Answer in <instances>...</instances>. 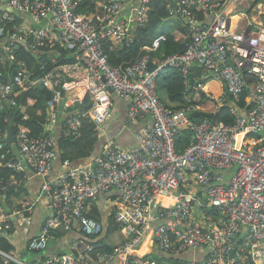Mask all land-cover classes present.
<instances>
[{
	"label": "built area",
	"instance_id": "1",
	"mask_svg": "<svg viewBox=\"0 0 264 264\" xmlns=\"http://www.w3.org/2000/svg\"><path fill=\"white\" fill-rule=\"evenodd\" d=\"M95 1L97 14L88 15L78 11L80 0H0V19L5 21L0 25V59L11 55L18 42L30 39L57 52L51 57L54 66L36 79L21 63L9 82L0 80V110L4 101L17 107L16 99L7 97L19 89L42 86L53 93L47 102L48 127L62 116L58 104L64 89L62 133L74 139L81 136L85 119L95 124L99 139L107 135L114 96L129 102L133 122L147 118L134 146L123 148L114 139H104L95 159L86 158L82 164L63 160L57 175H51L59 155L54 134L33 136L20 124L10 146L8 132L0 130V161L17 154V147L26 163L18 154L7 160L8 166L25 172L9 184L27 186L28 170L42 178L39 192L11 211L0 203V237L11 240L14 217L29 223L39 204L46 209L41 230L28 242L27 256L0 249L3 264H153L136 254L149 234L167 257L202 253L185 264H264V0H173L159 35L144 47L148 52L119 65L110 61L106 40L132 44L134 31L147 21L151 0ZM243 3L257 17L237 30L236 14H230ZM194 8L206 17L213 11L218 15L205 23ZM17 16L26 22L7 28ZM173 22L191 31L186 52L152 56ZM62 48L75 61L55 66ZM150 64L155 67L150 69ZM195 66L200 68L198 76ZM166 67L183 74L185 99L176 105L166 104L157 88V77ZM208 78L225 84L234 123L193 117L201 111ZM247 89L250 106L241 111L236 101ZM223 101L219 99L220 105ZM184 131L191 133L190 142L179 149L176 138ZM236 166L230 177L229 170ZM104 197L127 236L107 251L101 250L103 222L89 216ZM163 197H171L173 206L160 205ZM205 208L217 211L215 221L206 218ZM74 229L81 233L70 251L46 253L55 232Z\"/></svg>",
	"mask_w": 264,
	"mask_h": 264
},
{
	"label": "trees",
	"instance_id": "2",
	"mask_svg": "<svg viewBox=\"0 0 264 264\" xmlns=\"http://www.w3.org/2000/svg\"><path fill=\"white\" fill-rule=\"evenodd\" d=\"M174 3L173 0H151L150 8L148 11V18L145 25L140 26L134 31V42L130 45L125 43L116 45L111 40H106L107 52L110 57V61L114 65H119L122 62H128L134 59L139 53H147L144 48L150 45L152 41L159 35L161 24L167 19L169 14V5ZM79 12L91 14H97V5L95 0H80ZM193 13L197 16L198 20H205L206 15L199 8H194ZM236 17L234 18V21ZM25 19L21 16H17L13 23H6V27L10 28L13 24H23ZM5 21L0 19V25L4 24ZM234 28L236 23L234 22ZM167 38L164 40L157 51L150 52L152 56L159 58H166L170 55L180 54L186 52V44L192 41L193 37L188 26H180L176 29L166 30ZM35 41L30 39L26 42H18V46L15 48L13 53L5 59H0V80L3 83L10 81L17 68L20 67L21 63L26 66L27 71L33 75L36 79L44 72H47L54 66L51 62V57H56L57 52L51 53L49 48L41 45H34ZM62 50V56L59 58L55 66L62 65L67 62L75 61L72 53L66 49ZM44 64L47 66L42 69ZM198 68L195 66L193 70ZM211 78H208V80ZM223 92H219L213 84L208 85L206 82V92L202 95L199 103L200 110L204 113H215L218 120H222L226 123L232 124L235 122L236 117L231 112V105L229 104L232 100L228 96L225 84L219 85ZM157 88L160 93L167 91L168 102L179 104L185 99V83L183 74L176 68L166 67L157 77ZM249 89L244 91L240 99L236 101V105L239 110H246L250 106V93ZM53 93L47 88L42 86L39 87H28L24 90H18L13 95H9L7 98H13L17 101V107L12 105H6L0 110V130L8 132L10 126V120L12 117L14 120V131L17 130L20 124H25L31 130V135L38 136L48 131V111L47 102L52 98ZM1 97V95H0ZM224 98L223 103H219L220 98ZM30 99L33 103H30ZM1 102V100H0ZM17 112V114H15ZM28 115L27 118H24ZM63 122V119H61ZM81 136L77 139L65 136L63 133L58 141V151L62 160H71L78 162L81 159L91 158L96 146L99 142V137L96 131L95 124L89 119L83 120V126L81 128ZM191 133L184 131L177 135V147L183 149L184 145L190 142ZM10 146H13L10 145ZM11 157H18L17 154L9 155L7 160ZM7 160L0 161V203L5 208H10L15 205L16 199H22L29 195L28 187L21 185H11L9 181L13 178H21L24 171H18L7 165ZM19 205V204H18ZM15 205V206H18ZM205 214L210 221L217 219V211L212 208H205ZM89 216L95 218L98 222H104L105 215L99 209H92ZM109 221L106 222L107 233L103 235L102 241L104 246L101 248L103 251L110 250L112 247L117 246L127 239L125 233L124 238L120 241H115L117 236L115 231L121 229L118 224L115 223L114 217L111 216ZM104 224V223H103ZM105 225V224H104ZM56 233V232H55ZM116 235V236H115ZM60 233H56V237H59ZM112 243H111V242ZM14 245L7 237H0V249L5 251H11L14 249ZM27 256V253H25ZM24 256V257H25ZM168 264H185L188 260L182 257H169L165 259ZM153 264H163V261H158L156 257L152 260ZM0 264H3V257L0 254Z\"/></svg>",
	"mask_w": 264,
	"mask_h": 264
},
{
	"label": "crops",
	"instance_id": "3",
	"mask_svg": "<svg viewBox=\"0 0 264 264\" xmlns=\"http://www.w3.org/2000/svg\"><path fill=\"white\" fill-rule=\"evenodd\" d=\"M217 1L222 2L226 0H217ZM242 5L245 6L244 8H249V6L246 3H243ZM263 10H264V7H263ZM245 11L247 12L249 19L257 17V14L255 11H252L249 9H246ZM216 15H218L217 11L211 12L205 18L204 22L211 24L214 18L216 17ZM230 15H233V14H230ZM230 15H227V16L229 17ZM258 15H259V12H258ZM234 18L235 17H233V19ZM173 23H174L173 26L170 27L171 29H176L181 26V25L178 26L179 24L178 22H173ZM193 71L195 75L198 76L200 68L198 67ZM207 81H208L209 86L210 84H213L219 92H223L219 86V85H223V83L213 80V79H209V80L207 79ZM162 94L166 96V99L168 101L167 91L162 92ZM113 98H114V111L108 122L107 135L103 137V139H100V140L104 141V139L105 140L114 139L123 148L132 147L137 143L136 133H137L139 126L141 125V123L144 124L147 121V118H142V119H139V121L133 122L129 118V111H128L129 102L117 96H114ZM85 102L86 103L89 102L88 97H86ZM169 104L175 105L176 103L169 102ZM3 105H4L3 106L4 108L6 105L7 106L10 105V103L8 101H4ZM61 115L62 116L60 120L56 124H54L52 127H48V131L56 136L57 143L62 134V124L64 122V119L66 118L65 113H62ZM61 119H63V122L61 121ZM14 149L16 150V153L19 155V159L23 161L24 160L23 156L19 154L18 148L14 147ZM62 161L63 160L61 159V156L59 154L55 161L54 169L51 175H57L63 170ZM23 163L24 165L26 164L25 161H23ZM28 173L30 174V180H29L27 187H28V190L30 191H29V195L26 197L35 196L39 192V189L42 184L41 177L37 176L31 170H28ZM22 199H16L14 201V203L16 202L15 205H18L19 203H21ZM106 199L107 197H104L92 206V209L99 208L105 215V220L103 222L105 225L102 231L103 234L107 233L106 222L109 221L108 219L111 217ZM15 205L11 206L10 208H7V210L11 211L13 207H15ZM45 215H46V209L44 205L39 204L36 210L34 211L31 217V221L29 223L22 222L20 221L18 217L17 219L16 217H14L13 233L15 234L11 238V242L13 243L15 247L14 250L19 256L24 258L25 253L27 252L28 242L30 239H32V237H34L41 230ZM56 233H61V232L58 231ZM79 233L81 232L78 229H74L73 231L67 232L66 234H60L59 237H56L55 239L50 241L46 249V253L50 256H53L56 254H61L62 252L70 251L72 248V245L74 244L75 239L79 237L80 235ZM114 233H116L117 235V236L115 235L116 236L115 241H120L121 239L124 238L123 233H125V231H123V229H119L115 231ZM150 233H152L151 230H150ZM136 254L141 255L142 257L150 261L153 260L154 257H156V259L158 260L160 256H162L165 259L169 258L158 250V248L155 246V244L153 243L151 239V234H149L146 241L138 248V250L136 251ZM186 254H188L189 257H193L196 259H200L202 257V253H199V252H187Z\"/></svg>",
	"mask_w": 264,
	"mask_h": 264
},
{
	"label": "water",
	"instance_id": "4",
	"mask_svg": "<svg viewBox=\"0 0 264 264\" xmlns=\"http://www.w3.org/2000/svg\"><path fill=\"white\" fill-rule=\"evenodd\" d=\"M16 13H17V12H16ZM198 64H199V63H198ZM154 67H155V66L152 65V64L149 65V68H150V69H152V68H154ZM191 81L193 82V76H191ZM110 91L113 92V89L110 88ZM64 94H65V93H64V89H63V90L61 91V99H60L59 104H58V108H59V110H60L62 113H64V110H63ZM90 106H91V104H88V105H87V108H89ZM15 114H17V112H15ZM193 117H195V118H198V117H208V118L216 119V114H215V113H204V112H202V111H195V112L193 113ZM14 120H15L14 117H12L11 120H10V126H9V129H8V137H7V141H8L9 143H12V144H15V142H16L15 131H14V126H13V125H14ZM103 143H104V141H101V140L98 142V144H97V146H96V149H95L93 155H92L91 158H90L91 160L95 159L96 156L99 154L100 148H101V146H102ZM86 162H87L86 159H82V160H79L77 163L82 164V163H86ZM231 255H232V256L234 255V249H233ZM177 257L190 258V257L188 256V254H186V253L183 254V255L177 256Z\"/></svg>",
	"mask_w": 264,
	"mask_h": 264
},
{
	"label": "rangeland",
	"instance_id": "5",
	"mask_svg": "<svg viewBox=\"0 0 264 264\" xmlns=\"http://www.w3.org/2000/svg\"><path fill=\"white\" fill-rule=\"evenodd\" d=\"M244 7L245 6H239L238 8H236L235 10H233L231 12V14H236L235 23H236V27H237L236 29L237 30H242L247 25V23H248L249 17L247 15V12L245 11L248 8H244ZM256 14H257V12H256ZM161 97H162L163 101L166 104H169V102L167 101L166 96L164 94H161ZM237 169H238V167L236 166L235 168L229 170V173H228L229 176L232 177L235 174V172L237 171ZM167 204H169L170 206H173V199L171 197H163L161 199L160 205H167ZM158 261H163V264H168L166 262L165 258H163L162 256H160L158 258Z\"/></svg>",
	"mask_w": 264,
	"mask_h": 264
},
{
	"label": "clouds",
	"instance_id": "6",
	"mask_svg": "<svg viewBox=\"0 0 264 264\" xmlns=\"http://www.w3.org/2000/svg\"><path fill=\"white\" fill-rule=\"evenodd\" d=\"M169 30V29H168ZM207 82V81H206ZM195 83H197V82H195ZM162 94V93H161ZM176 105V104H175ZM203 112V111H202Z\"/></svg>",
	"mask_w": 264,
	"mask_h": 264
}]
</instances>
